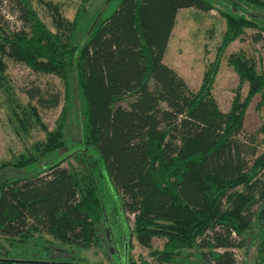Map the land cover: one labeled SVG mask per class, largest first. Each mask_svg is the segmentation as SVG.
<instances>
[{"label": "trees", "instance_id": "obj_1", "mask_svg": "<svg viewBox=\"0 0 264 264\" xmlns=\"http://www.w3.org/2000/svg\"><path fill=\"white\" fill-rule=\"evenodd\" d=\"M81 1L70 20L49 6L50 30L31 0H0V89L13 62L59 78L63 101L57 128L0 164L10 172L0 177V236L20 240L39 221L52 238L90 248L103 228L114 247L135 237L157 263L177 264L183 250L194 249L203 264H237L242 234L254 228L255 262L264 264V147L249 162L236 138L249 102L264 93V71L229 54L238 82L228 109L210 94L220 56L244 27L264 45V0H242L260 12L239 0H105L87 18L90 0ZM187 8L216 9L225 24L194 91L162 61L175 15ZM36 94L38 104L59 102L56 93ZM71 116L73 143L63 127ZM69 156L78 167L65 170ZM153 237L162 240L159 249H150ZM125 255L119 263L128 264ZM0 264L84 263L0 254Z\"/></svg>", "mask_w": 264, "mask_h": 264}, {"label": "rangeland", "instance_id": "obj_2", "mask_svg": "<svg viewBox=\"0 0 264 264\" xmlns=\"http://www.w3.org/2000/svg\"><path fill=\"white\" fill-rule=\"evenodd\" d=\"M105 0H90L84 3V17H90ZM57 5L61 15L70 20L81 0H31L32 7L39 18L50 30L53 26L49 16V6ZM241 7L255 12L261 10L257 7L246 5L239 0ZM3 10V6L0 11ZM225 29L224 19L216 9L206 12L187 8L180 9L175 15L173 28L170 32L162 61L172 68L191 90H196L203 74L207 71L216 55ZM255 29L244 27L239 37L231 41L220 56L215 72L210 94L216 101L221 111H226L234 96V89L238 78L233 68L227 63L229 54H240L251 62L257 71H264V45L254 42L252 37ZM6 76L8 87L0 89V164L11 162L21 154H28L29 149L36 142L45 138L46 131H53L59 123L58 116L63 105L62 84L59 78L50 74H40L27 67L13 62H7ZM247 84L240 87L241 96L246 92ZM45 99L49 93H56L59 102L55 106H44L37 103L38 94ZM31 94L32 99H29ZM40 96V95H39ZM29 104L34 105L32 110ZM73 115V114H72ZM71 120L64 123V135L69 143L76 131V124ZM241 151L250 162L264 147V93L254 95L249 102L240 130L236 135ZM60 167L65 170L78 167L72 157L61 162ZM10 172L0 171V177L9 175ZM47 178V177H46ZM34 221L33 223L36 222ZM130 226L131 218L125 222ZM37 229L22 239H9L0 236V254L30 260L64 261L69 256L77 258L84 264H122L118 262L123 253L128 264H163L157 263L149 254V249L142 246L135 237L125 235L122 247H114L111 230L103 233L99 230L100 242L90 248H81L60 242L44 232L39 221ZM126 228V227H125ZM257 230L251 228L242 236L245 246L236 249L237 264H256L257 257ZM162 240L152 238L150 249H159ZM123 249V250H122ZM177 264H203L194 249L183 250L178 256Z\"/></svg>", "mask_w": 264, "mask_h": 264}]
</instances>
